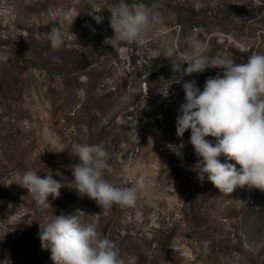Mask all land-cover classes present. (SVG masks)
<instances>
[{"label":"rangeland","instance_id":"obj_1","mask_svg":"<svg viewBox=\"0 0 264 264\" xmlns=\"http://www.w3.org/2000/svg\"><path fill=\"white\" fill-rule=\"evenodd\" d=\"M115 2L0 0V264H53L38 235L53 212L94 224L122 264H264V191L224 194L206 174L201 179L190 130L181 155L170 146L181 143L175 124L184 82L202 91L222 71L184 75L172 64L184 63L197 43L205 55L237 64L264 54V0H142L156 5L159 22L138 47L114 36ZM53 29L64 40L58 50ZM165 46L177 54L165 58ZM171 88L172 99L163 98ZM140 133V151L131 155ZM100 142L111 156L110 183L136 187L145 177L134 205L102 209L74 190L75 145ZM29 169L69 179L49 196L51 207H38L21 186Z\"/></svg>","mask_w":264,"mask_h":264},{"label":"clouds","instance_id":"obj_2","mask_svg":"<svg viewBox=\"0 0 264 264\" xmlns=\"http://www.w3.org/2000/svg\"><path fill=\"white\" fill-rule=\"evenodd\" d=\"M111 5L110 27L114 36L137 47L143 43L147 29L159 22V13L153 11L155 4L149 7L142 0H116ZM95 19L98 24L102 22V17ZM49 39L54 50L64 43L56 29ZM206 49V45L197 43L184 63L172 64L173 72L184 75L210 68L222 71L207 78L202 91L194 80L184 82L185 102L179 107L175 124L181 143L170 146L181 155L182 138L190 130L188 142L198 157L196 168L201 179L206 174L208 181L224 194L245 186L264 191V54L253 51L246 63L237 64L232 59L209 57L204 54ZM176 54L172 46L163 49L165 58ZM207 137H214L215 143ZM222 154L226 158L224 163L219 159ZM74 155L78 163L69 168L76 192L95 200L102 209L135 204L138 187L144 185L145 177L138 178L136 187H116L110 183L106 174L111 172V156L103 142L77 144ZM21 179V186L41 208L51 207L49 196L58 197L69 181L59 171L50 170L42 177L34 169L25 171ZM39 225L41 248L50 252L53 264H122L116 244L102 236L94 224L82 223L77 215L53 212Z\"/></svg>","mask_w":264,"mask_h":264},{"label":"built area","instance_id":"obj_3","mask_svg":"<svg viewBox=\"0 0 264 264\" xmlns=\"http://www.w3.org/2000/svg\"><path fill=\"white\" fill-rule=\"evenodd\" d=\"M117 59H119V60H121V59H123L124 60V58H123V54L120 52V54H119V56L117 57ZM116 59V60H117ZM115 63H117V61L115 62ZM128 66V65H127ZM173 88H171V89H166L165 91H164V93H163V98H170V99H172L171 98V95H172V93H173ZM165 93H167V95L165 96L164 94ZM181 102L182 103H184L185 102V98H183L182 100H181ZM71 115H72V113H70ZM62 124H63V128L64 129H66L67 128V119L64 117L63 118V120H62ZM69 128H70V131H72V126L70 125L69 126ZM162 126L161 127H159V125L157 126V128L155 129V131H161L162 130ZM142 139H143V136H142V134L140 133V134H137L136 135V137H135V141H136V145H135V147L132 149V151L130 152V154L132 155V154H134V152H139L140 151V148H139V142H141L142 141Z\"/></svg>","mask_w":264,"mask_h":264}]
</instances>
